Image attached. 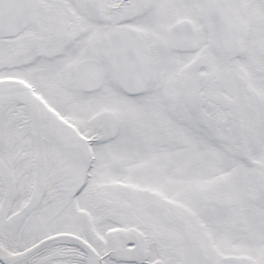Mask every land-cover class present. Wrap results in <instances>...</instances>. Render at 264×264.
Here are the masks:
<instances>
[{
    "label": "snow or ice",
    "instance_id": "6c2138e0",
    "mask_svg": "<svg viewBox=\"0 0 264 264\" xmlns=\"http://www.w3.org/2000/svg\"><path fill=\"white\" fill-rule=\"evenodd\" d=\"M0 264H264V0H0Z\"/></svg>",
    "mask_w": 264,
    "mask_h": 264
}]
</instances>
